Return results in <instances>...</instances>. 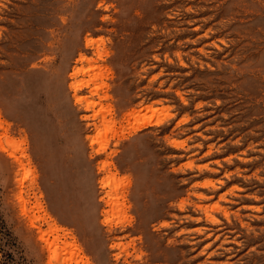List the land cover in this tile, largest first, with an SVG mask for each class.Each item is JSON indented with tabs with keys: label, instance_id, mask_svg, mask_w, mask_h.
I'll list each match as a JSON object with an SVG mask.
<instances>
[{
	"label": "rangeland",
	"instance_id": "374dc122",
	"mask_svg": "<svg viewBox=\"0 0 264 264\" xmlns=\"http://www.w3.org/2000/svg\"><path fill=\"white\" fill-rule=\"evenodd\" d=\"M0 121V264H264V0H0Z\"/></svg>",
	"mask_w": 264,
	"mask_h": 264
},
{
	"label": "bare ground",
	"instance_id": "6f19581e",
	"mask_svg": "<svg viewBox=\"0 0 264 264\" xmlns=\"http://www.w3.org/2000/svg\"><path fill=\"white\" fill-rule=\"evenodd\" d=\"M79 71H81V69L80 68H78V69H74L73 70V72L70 74V76H71V78H72V76H74L76 73H78ZM79 85H77L75 82H72L71 84H69V87L71 88V90H73L74 91V98L75 99H77L76 98V90H77V88H79L78 87ZM79 99V98H78ZM1 122V121H0ZM2 124V123H1ZM2 126V125H1ZM12 154V153H11ZM15 158V157H14ZM17 161H18V159H17ZM19 162V161H18ZM20 163V162H19ZM103 167V166H102ZM106 174H108V173H106ZM106 176V175H105ZM110 178L109 177H102V180H101V185L102 186H105V185H110L111 184V182H110V180H109ZM105 195V194H104ZM109 203V201H106V204H108ZM23 209V212H24V208H22ZM105 212V211H104ZM106 213V212H105ZM101 214H103L102 212H101ZM52 225V224H51ZM38 226V225H37ZM48 226H50L49 224H48ZM52 227H55V230L57 229V226L56 225H53ZM38 229H40L39 228V226H38ZM58 231V230H57ZM40 235V239H42L43 241H45L46 242V249H47V251L49 252V255H50V257L52 258V257H54V256H56V254H57V250H56V244L57 243H55V241L54 240H57V239H54V240H52V241H46V239H44V234H43V232L41 231V229H40V233H39ZM65 236V235H64ZM60 240V239H59ZM65 241H66V239H65ZM72 243L73 242H71V245H72ZM73 244H75V243H73ZM69 246H68V250H67V252L69 251V253L71 252V251H73V252H75V250L76 249H79L77 246H75V245H73V246H71L72 247V249L70 248V244H68ZM65 246L67 247V241H66V243L63 241V247H62V249H63V251H65L66 252V250L65 249H67V248H65ZM73 248H74V250H73ZM79 252V251H78ZM77 252V253H78ZM71 254V253H70ZM73 255H74V253H72ZM68 255L69 257H71L72 258V256L73 255ZM76 255V254H75ZM67 256V258L66 259H68L69 260V257ZM79 257V259H82V258H80V256H78ZM65 258H64V260H65ZM63 260V261H64ZM67 260H65V262H66ZM72 261V260H71ZM74 261H75V263L78 261V259L77 258H74ZM70 262V261H69ZM71 263V262H70ZM77 264H78V262H77Z\"/></svg>",
	"mask_w": 264,
	"mask_h": 264
},
{
	"label": "snow or ice",
	"instance_id": "6c2138e0",
	"mask_svg": "<svg viewBox=\"0 0 264 264\" xmlns=\"http://www.w3.org/2000/svg\"><path fill=\"white\" fill-rule=\"evenodd\" d=\"M159 123V122H158Z\"/></svg>",
	"mask_w": 264,
	"mask_h": 264
}]
</instances>
